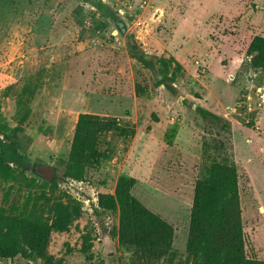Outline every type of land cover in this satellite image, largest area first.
Returning <instances> with one entry per match:
<instances>
[{"label":"rangeland","instance_id":"374dc122","mask_svg":"<svg viewBox=\"0 0 264 264\" xmlns=\"http://www.w3.org/2000/svg\"><path fill=\"white\" fill-rule=\"evenodd\" d=\"M99 1L123 22V34L91 2L0 0V128H17L29 141L21 174L0 178V210L47 217L51 202L68 196L80 216L66 232L50 233V255L63 264H139L117 245L116 214L96 209L98 194L131 177V194L175 229L174 255L149 264H190L185 205L209 163L224 161L237 173L245 255L264 261V69H252L246 55L254 37L264 38V0ZM161 58L181 66L167 69L173 91L155 85ZM200 109L220 120L204 119ZM78 114L114 129L98 138V164L75 181L63 172ZM145 158L151 188L142 181ZM36 165L53 168L54 186L43 185ZM82 236L90 240L89 259Z\"/></svg>","mask_w":264,"mask_h":264},{"label":"trees","instance_id":"16d2710c","mask_svg":"<svg viewBox=\"0 0 264 264\" xmlns=\"http://www.w3.org/2000/svg\"><path fill=\"white\" fill-rule=\"evenodd\" d=\"M91 2L105 17H109L119 34L125 26L114 18L99 0ZM81 6L76 11L80 12ZM246 55L251 56L252 69H264V38L254 37ZM141 55L134 56L141 66L153 70ZM162 69L156 73L160 79L155 85L173 91L175 75L167 76L170 64L175 71L181 66L173 58L159 59ZM135 85V95H138ZM204 119L220 120L210 112L198 110ZM114 129L112 122L104 121L96 115L78 114L64 163L63 177L75 181L83 178L86 167L95 166L100 160L97 149L99 136ZM19 129L7 132L0 128V178L8 180L15 174L22 159V153L29 141L20 139ZM55 176L43 185L54 186ZM135 181L131 177L117 178L111 194H98L96 209L102 214H116L117 225L114 233L117 245L132 250L139 264H149L152 260L173 256L172 244L175 229L164 218L142 205L132 194ZM58 198L48 207V216L33 212L18 215L6 214L0 210V264L10 262L15 257L38 259L39 264H63L47 252L50 233H63L80 216V205L65 196ZM88 236H82L81 252L90 258ZM184 253L190 264H264V261L245 255L243 232L238 199L237 173L235 167L224 161L212 160L206 168L203 179L195 180L189 208L188 226Z\"/></svg>","mask_w":264,"mask_h":264},{"label":"crops","instance_id":"0c3cea01","mask_svg":"<svg viewBox=\"0 0 264 264\" xmlns=\"http://www.w3.org/2000/svg\"><path fill=\"white\" fill-rule=\"evenodd\" d=\"M152 131V130H151ZM163 138V135L160 139L156 140V142L154 143V145L156 146V151L157 152V149L159 150V148L157 147L159 142H162L161 139ZM157 153L155 154V157H156ZM144 179H142L143 183L145 186H149V184L147 183L149 180H150V177H151V174H152V166L150 165L149 162H147V159L145 158L144 159ZM150 187V186H149ZM151 188V187H150ZM149 188V189H150ZM156 192V190H155ZM158 192V191H157ZM190 205H191V199L188 200V203L185 205L186 207V211H187V214L189 213V208H190ZM156 214V213H155ZM158 215V214H157ZM172 225V224H171Z\"/></svg>","mask_w":264,"mask_h":264},{"label":"water","instance_id":"95a60500","mask_svg":"<svg viewBox=\"0 0 264 264\" xmlns=\"http://www.w3.org/2000/svg\"><path fill=\"white\" fill-rule=\"evenodd\" d=\"M34 173L44 181L49 182L52 179L53 168L51 166L36 165Z\"/></svg>","mask_w":264,"mask_h":264}]
</instances>
